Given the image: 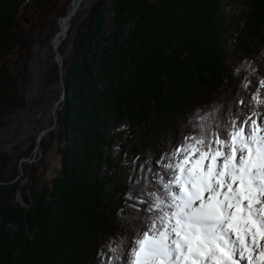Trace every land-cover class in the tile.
<instances>
[{
    "label": "trees",
    "instance_id": "16d2710c",
    "mask_svg": "<svg viewBox=\"0 0 264 264\" xmlns=\"http://www.w3.org/2000/svg\"><path fill=\"white\" fill-rule=\"evenodd\" d=\"M70 1L0 0V111L12 114L24 107L18 89L25 77L14 74L6 59L26 41L31 48L39 43L24 33L22 16L52 18L55 28ZM106 1L91 8L62 62L65 100L47 135L60 144L59 174L45 184L33 174L28 187L21 181L0 185V264H104L109 242L134 227L129 218L149 215L147 203L129 199L130 177L154 184L147 169L160 170L157 161L169 151L168 143L180 144L192 134L197 114L216 107L225 115L236 111V102H250L264 79V0H246L251 13L233 37V49L251 61L245 83L223 62L225 0H112L108 7ZM106 14H112L114 27L107 36ZM128 23L132 28L122 38ZM20 70L28 73L27 61ZM57 83L58 66L52 62L43 86ZM49 96L51 109L60 96ZM249 110L250 103L244 108ZM178 116L184 117L176 132ZM44 141L40 148L46 154L50 145ZM0 159L5 160L2 153ZM6 182L0 170V183ZM17 193L24 206L14 203Z\"/></svg>",
    "mask_w": 264,
    "mask_h": 264
},
{
    "label": "snow or ice",
    "instance_id": "6c2138e0",
    "mask_svg": "<svg viewBox=\"0 0 264 264\" xmlns=\"http://www.w3.org/2000/svg\"><path fill=\"white\" fill-rule=\"evenodd\" d=\"M236 103L226 115L197 114L160 170L147 169L154 184L130 177L129 199L149 215L129 218L134 227L109 242L104 264H264V79Z\"/></svg>",
    "mask_w": 264,
    "mask_h": 264
},
{
    "label": "rangeland",
    "instance_id": "374dc122",
    "mask_svg": "<svg viewBox=\"0 0 264 264\" xmlns=\"http://www.w3.org/2000/svg\"><path fill=\"white\" fill-rule=\"evenodd\" d=\"M98 1L84 0L75 16L70 20V26L72 24L73 27L68 32L69 35L67 34L68 36L59 46L62 51V61L68 60L73 47L74 34H79L91 8ZM111 1H106L107 7ZM221 9V15L225 22V33L222 37L223 62L232 75L245 83L246 80L250 79L249 76L252 74L251 61L249 57L233 49V37L243 30L245 19L251 13V6L246 0H225ZM51 21L52 18L51 20H42L28 14L22 16L21 22L24 33L33 36L39 43L31 48L26 41L17 48L14 54L6 59L8 65L12 67L14 74L21 72V76L25 77V79L20 78L18 89L24 97V107L17 108L12 114L0 111V122H2L0 129V153L4 155L5 159H0V170L3 172L5 181H21L22 184H27V187L30 185V182L28 183L30 175L36 174L37 177L34 176L39 180V183L45 184L59 174L61 169V157L57 152L60 144L57 138L50 141L47 140V136L43 138L45 140L44 143L49 142L47 145H50L46 154L43 153L42 148H39V152L36 151L33 154L34 156L31 152L33 151L31 149L33 143H35L37 133L48 128V125L52 122L51 109L47 105V99L50 98L49 92L52 96L54 94L57 96L61 95L59 83L53 84L48 88L43 86L44 75L48 67L52 62L56 64L55 56L51 49V39L54 29L57 31L60 23L57 20L54 28V24ZM132 25V23H128L124 27L122 38H126ZM113 30L112 14H106L104 25L105 36L109 35ZM26 61L28 63V73L24 75L20 69ZM129 73L130 71L127 69L126 75ZM42 93L44 94V98L40 100L39 98ZM196 100L198 98L193 99L192 102ZM192 102L188 104H192ZM199 102L200 100L195 103L197 104L196 108L199 106ZM183 117L178 116L177 121L174 122L176 132L180 128L178 121ZM177 145H179L178 142L172 141L168 143V148L171 150ZM28 151L31 154L27 159H32V162L24 163L22 159L25 158L22 157V154L24 155ZM13 171H16L17 175L14 179H10L9 174ZM17 194L14 203L24 206L21 195L19 194L17 197Z\"/></svg>",
    "mask_w": 264,
    "mask_h": 264
},
{
    "label": "water",
    "instance_id": "95a60500",
    "mask_svg": "<svg viewBox=\"0 0 264 264\" xmlns=\"http://www.w3.org/2000/svg\"><path fill=\"white\" fill-rule=\"evenodd\" d=\"M83 1L84 0H71L70 1V4H69L70 7H69V10L67 11L66 15L64 17H61L58 19V22L64 21L66 25L64 28L58 29L51 39V49H52V52L55 56L56 64L58 66V83H59V86L61 89V95L51 106V120H52L51 126L46 128V129L39 131L35 137V143H34V149L32 151V155L35 154L36 151L39 152L41 141L43 140V138L45 136L50 134L55 129V127L57 125L56 113L59 110L60 105L64 102L65 94H66V91L64 88V83L62 81V62L63 61H62V56L58 51V48L61 45V43L65 40V38L67 37V34L69 32V29H70V20H71V18H73L75 16L76 12L81 7ZM58 40H59V42L57 43ZM22 162L31 163L32 159L25 158V159H22ZM14 182H15V180L10 181V182H6V183H0V185H11ZM18 196H19V194H17V197Z\"/></svg>",
    "mask_w": 264,
    "mask_h": 264
},
{
    "label": "bare ground",
    "instance_id": "6f19581e",
    "mask_svg": "<svg viewBox=\"0 0 264 264\" xmlns=\"http://www.w3.org/2000/svg\"><path fill=\"white\" fill-rule=\"evenodd\" d=\"M69 7H70V6H69ZM68 10H69V9H68ZM71 19H72V18H71ZM59 23H60V24H59V26H60L59 29L64 28L65 25H66L64 21H59ZM58 42H59V40L57 41V43H58Z\"/></svg>",
    "mask_w": 264,
    "mask_h": 264
}]
</instances>
